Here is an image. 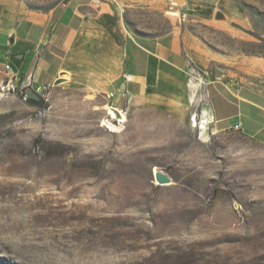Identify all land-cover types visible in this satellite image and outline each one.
I'll use <instances>...</instances> for the list:
<instances>
[{"label": "rangeland", "instance_id": "374dc122", "mask_svg": "<svg viewBox=\"0 0 264 264\" xmlns=\"http://www.w3.org/2000/svg\"><path fill=\"white\" fill-rule=\"evenodd\" d=\"M243 4L264 33V0ZM24 89L0 87V264H264L263 141L149 105L111 132L101 94Z\"/></svg>", "mask_w": 264, "mask_h": 264}, {"label": "crops", "instance_id": "0c3cea01", "mask_svg": "<svg viewBox=\"0 0 264 264\" xmlns=\"http://www.w3.org/2000/svg\"><path fill=\"white\" fill-rule=\"evenodd\" d=\"M262 42L243 0H63L50 10L0 0V67L17 69L20 85L113 92L119 107L182 122L206 111L203 134L240 123L264 142Z\"/></svg>", "mask_w": 264, "mask_h": 264}, {"label": "built area", "instance_id": "2783aa9c", "mask_svg": "<svg viewBox=\"0 0 264 264\" xmlns=\"http://www.w3.org/2000/svg\"><path fill=\"white\" fill-rule=\"evenodd\" d=\"M4 69L6 72V79L1 82L0 87L1 91L4 93H13L16 91H19L21 96H23L25 99H28L29 92L28 90L24 88H31L33 87L31 82H28L24 85H20L18 83L20 78V72L13 68L10 63H6L4 65ZM50 86L49 85H40L36 87L37 92H45ZM115 94L113 92L109 93L107 95L108 98H113ZM114 110L119 112L121 117L115 119L112 114L107 113L106 116H104L101 119V126L107 129L108 131L115 132L120 131L124 128L127 115H128V109L125 107H119L118 105L112 103L110 105ZM123 116V117H122ZM125 118V119H124ZM190 120L192 122V125L195 128H198L200 134H203L204 131L208 128L210 122L212 121V118L210 116H207L206 111H198L197 109L191 114ZM231 129L240 131L241 130V124L237 123L235 124Z\"/></svg>", "mask_w": 264, "mask_h": 264}, {"label": "bare ground", "instance_id": "6f19581e", "mask_svg": "<svg viewBox=\"0 0 264 264\" xmlns=\"http://www.w3.org/2000/svg\"><path fill=\"white\" fill-rule=\"evenodd\" d=\"M105 109H107L109 114H112V116L117 119L119 117H121V115L119 114V112H117L116 110H114L110 105H106ZM123 117V116H122ZM125 119V118H124ZM116 132V131H115ZM156 173H158V171L156 170Z\"/></svg>", "mask_w": 264, "mask_h": 264}, {"label": "water", "instance_id": "95a60500", "mask_svg": "<svg viewBox=\"0 0 264 264\" xmlns=\"http://www.w3.org/2000/svg\"><path fill=\"white\" fill-rule=\"evenodd\" d=\"M156 176L161 182H166V183L170 182V178L164 173L158 172L156 173Z\"/></svg>", "mask_w": 264, "mask_h": 264}]
</instances>
